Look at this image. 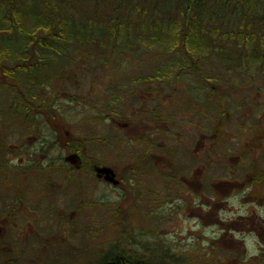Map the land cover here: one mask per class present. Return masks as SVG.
Here are the masks:
<instances>
[{"label": "rangeland", "instance_id": "1", "mask_svg": "<svg viewBox=\"0 0 264 264\" xmlns=\"http://www.w3.org/2000/svg\"><path fill=\"white\" fill-rule=\"evenodd\" d=\"M22 2L31 4V10L37 11V0ZM199 3L192 20L200 28L198 32L207 35L202 38V49L194 51L196 54L189 53L182 46L167 52L150 40L146 41L145 48L138 47L141 42L131 28L121 34L119 44L122 47L119 50L106 49L96 40L66 42L64 46L60 45L58 53L38 44H28L29 38L19 36L17 30L9 33L0 30V50L6 46L1 38L10 37L12 41L6 43L13 42L9 47V60L0 62V72L12 70L17 63L15 57L22 59L17 65L24 62L22 53L17 54L18 49L33 53L28 64L37 60L34 49L43 57L42 69L35 76L34 83L29 84V77L19 69L14 72V77L7 76L9 79L0 74V130L4 133V141L13 145L17 129V155L20 164H28L24 167L28 169L26 172L39 166L34 157L37 137L56 128L63 131L69 128L73 136L84 138L91 155L102 161L113 163L117 152L123 154L121 159L126 161L130 148L121 140L140 137L146 129L132 120L123 133H117L119 131L110 124L112 109L130 106L132 89L128 85H132L131 81L136 78L143 79L144 74L148 79L154 77L153 72L157 70H165V75L160 76L164 79L162 95L166 114L179 117L184 109L190 111V106L195 107L199 129L210 127L212 123L213 128L237 129L238 119L242 116L239 114L244 111L247 125L254 123V110L264 115V57L259 56L260 59L256 60L254 56L260 53L255 47L264 35V0H199ZM181 7V0H58L60 17L70 27V38L84 33L90 25L96 27L97 32L107 31L108 21L113 23L115 16L127 26L145 23L155 27L171 19L181 20ZM0 9L1 28L5 11L2 7ZM32 21L24 15L21 18L27 31L33 29ZM90 30L89 27L87 31ZM97 36L103 40L100 33ZM248 41L252 46L247 45ZM134 42L137 48H125ZM6 53L8 55L7 51L1 52L0 58ZM174 79H181L184 83L175 88V83H169ZM17 85L21 86L19 90L15 88ZM195 85L197 99L188 103L190 89ZM143 98L141 96L140 101ZM244 104L248 109H241ZM16 112L17 121L14 118ZM142 113L139 120L143 119ZM174 119L171 120L178 121ZM98 134L100 137H95ZM115 134H122L123 138L115 140ZM111 140L114 143L110 147ZM127 143L130 145V141ZM56 145L55 142L52 171L59 176L65 172L61 168L64 162L60 159L64 151L62 145ZM220 158L213 166L221 167L224 161ZM20 174L18 178H23L24 182L31 181L28 180L30 173L26 175L27 179ZM87 184L80 214L77 215L78 210L73 214L66 210L55 212L54 217L60 214L69 220V233L67 226L61 230L54 227L53 245L45 251L40 247L32 248L35 238H29L24 243L27 250H23L20 258L17 248L0 247V264H97L106 256L121 253L147 264H240L237 255H244L242 248L236 242L216 236L214 219L221 212L224 216L222 206L203 213L188 196L177 198L167 193L169 196L165 195L164 199L150 197L144 204L148 215L142 221L135 217L131 225H126L124 215L135 206L137 198L117 196L112 189L90 179ZM38 185H33L37 192ZM4 191L0 186V196L6 194ZM138 201L143 205L141 199ZM36 205L46 204L31 206ZM63 230H66V240L61 238ZM40 233L46 235L47 231ZM132 236L138 243L130 242Z\"/></svg>", "mask_w": 264, "mask_h": 264}, {"label": "flooded vegetation", "instance_id": "2", "mask_svg": "<svg viewBox=\"0 0 264 264\" xmlns=\"http://www.w3.org/2000/svg\"><path fill=\"white\" fill-rule=\"evenodd\" d=\"M162 71L153 72L154 77L149 79L144 74L143 79L131 81L132 85L128 86L132 89L129 94L132 104L125 109H112L110 124L119 131L117 133H123L132 120L146 129L140 137L128 141L122 134L114 135L113 139L123 138L121 142L130 148L126 161L117 151L113 163L102 161L91 155L84 138L73 136L69 128L64 131L56 128L37 137L34 157L39 166L26 172L28 169L24 167L28 164H20L17 155V129L13 145L4 141V133L0 130V186L6 193L0 196V247L17 248L20 258L23 250H27L24 243L34 237L32 248L47 250L53 245L54 227L61 230L67 226L69 233V220L60 214L54 217L56 210L72 214L78 210L76 213L80 214L82 197L90 179L112 189L117 196L137 198L135 206L124 215L126 225H131L135 217L142 221L148 215L144 204L150 197L164 199L168 194L177 198L188 196L202 212L222 206L224 216L221 212L214 219L216 236L236 242L242 248L244 255H237L240 264H264V115L254 110V123L247 125L244 111L239 114L242 116L238 119L237 129L213 128V123L199 129L195 107L190 106V111L184 109L179 117L166 114L162 95L164 79L160 76L165 75V70ZM169 83H175L173 87L176 88L184 81L174 79ZM141 96L144 98L140 101ZM196 99L195 85L190 89L188 103H194ZM247 106L241 105V109H248ZM141 113L143 119L139 120ZM174 117L178 121L171 120ZM14 118L17 121V112ZM95 137H100V134ZM129 141L131 146L127 143ZM55 142V147L62 145L64 151L60 159L64 162L61 168L65 172L59 176L52 171ZM112 143L111 140L108 146L111 147ZM218 157L224 161L221 167L213 166ZM104 167L111 171L99 170ZM20 173L26 179L30 173L28 180L31 181L24 182L23 178H18ZM32 184H39L38 192ZM140 199L143 205L138 204ZM37 203L46 205L31 206ZM221 225L223 227L220 228ZM43 230L47 231L46 235H41ZM62 233V240H66V230ZM133 240L138 243L132 236L130 242Z\"/></svg>", "mask_w": 264, "mask_h": 264}, {"label": "trees", "instance_id": "3", "mask_svg": "<svg viewBox=\"0 0 264 264\" xmlns=\"http://www.w3.org/2000/svg\"><path fill=\"white\" fill-rule=\"evenodd\" d=\"M235 1V0H234ZM237 1V0H236ZM8 3V6L5 7V4ZM182 9L180 12L181 20L173 21L172 19L166 22L165 24H159L155 27H150L145 23H133L131 25H125V23L121 24V21L119 20V16H115V19L112 20L113 23H110L108 21L107 23V31L103 32H97L96 27L93 28V26H89L91 28L90 31H87L89 27L86 28V31L82 34L72 35L70 36V27L66 26L63 18L60 17L59 11H58V0H37L36 2V9L37 11L34 12L31 10L32 5L23 3L22 0H0V8H3V11H5V15L3 16V26L0 28V30H3L4 32H15V30L19 31V36L26 35L29 38L28 44H38L41 48L46 50H51L53 52H60L59 48L60 45L64 46L66 42H72V43H83L85 41L87 42H93L98 41L100 46H106V49L111 50H119L121 44H119V41L121 39V34L124 33V31L128 28H131L132 31H134L136 35V39L140 41V45H137L138 47L145 48V45L147 44L146 41L150 40L151 42H154L161 46V48L166 49L165 51H169L172 48H178L179 46H182L185 48L186 51L189 53H194V51H200L202 49V42L204 41L205 35L207 33L198 32L200 29L198 25L192 20L194 10L197 8V6L200 4L199 0H181ZM179 7V5H178ZM1 11V9H0ZM45 12V14L43 13ZM23 15L26 18L33 19L32 21V27L31 30L27 31L24 29L23 25L21 24V18ZM183 18V19H182ZM113 24V25H112ZM138 25V26H137ZM87 26V25H86ZM2 31V32H3ZM39 32V34L37 33ZM43 32V33H41ZM97 33V34H96ZM100 33L101 37H103L102 41L99 40L98 34ZM10 35V34H9ZM2 41L5 43L6 46H4V49L0 50V53L3 51H7L8 55H4L0 58V62H3L4 60H9L11 51L9 47L13 44L12 43H6L9 40H11L10 37H4L1 38ZM21 39V37H20ZM136 39H134L136 41ZM260 44L255 47L259 50V54H254L256 60L260 59L261 56L264 57V35L263 37L259 38ZM12 41V40H11ZM127 47L125 48H137L136 42L134 44L128 43ZM204 45V44H203ZM247 45L252 46L250 41H248ZM122 47V46H121ZM250 50V48H249ZM35 55L37 56V60L32 64H28L29 58L32 59V54L29 51L24 52L22 49L17 50V54H21L23 57V63L18 64V62L22 61L20 60V57H15L17 63L12 67V70L6 71L3 69L0 74L2 76H11L14 77V72H17V69L21 70L22 73H24L28 78L29 84L36 82L35 76L37 73H40L42 69L41 60H43V57H41L40 52H37L35 49L32 50ZM31 54V55H30ZM260 56V57H259ZM14 59V58H13ZM12 59V60H13ZM32 62V61H31ZM45 63H43L44 65ZM8 78V77H7ZM9 79V78H8ZM18 87H15L16 89H20L21 86L17 85ZM97 264H147L145 262H142L140 260H137L135 258H132L126 253L117 254L114 256L109 255L105 259H103L101 262Z\"/></svg>", "mask_w": 264, "mask_h": 264}, {"label": "water", "instance_id": "4", "mask_svg": "<svg viewBox=\"0 0 264 264\" xmlns=\"http://www.w3.org/2000/svg\"><path fill=\"white\" fill-rule=\"evenodd\" d=\"M72 159V158H71ZM73 160V159H72ZM99 170H102V171H107V172H110L111 169L110 168H107V167H104V168H100Z\"/></svg>", "mask_w": 264, "mask_h": 264}]
</instances>
